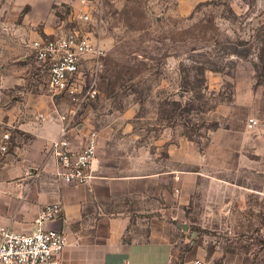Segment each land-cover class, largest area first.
Wrapping results in <instances>:
<instances>
[{"label": "rangeland", "instance_id": "obj_1", "mask_svg": "<svg viewBox=\"0 0 264 264\" xmlns=\"http://www.w3.org/2000/svg\"><path fill=\"white\" fill-rule=\"evenodd\" d=\"M90 1L54 9L59 33L87 10L80 26L105 52L97 72L85 70L96 94L72 124L98 132L109 173L155 169L171 182L173 169L199 172L188 199L173 198L181 252L199 247L206 264H264V134L246 129L249 116L264 117V0ZM9 3L0 0V68L13 62L1 54L10 41L27 50L2 30ZM19 60L17 89L66 102L32 55ZM6 129L0 123V145Z\"/></svg>", "mask_w": 264, "mask_h": 264}, {"label": "crops", "instance_id": "obj_2", "mask_svg": "<svg viewBox=\"0 0 264 264\" xmlns=\"http://www.w3.org/2000/svg\"><path fill=\"white\" fill-rule=\"evenodd\" d=\"M63 3L77 4V0H10L2 23L8 41L18 36L27 50H15L10 41L12 49L1 53L13 62L0 68V101L5 102L7 94L6 107L0 105V123L11 133L8 150L0 152V226L29 231L43 205L60 201L63 212L49 226L67 237L61 264H194L195 259H201V250L192 246L181 252L170 217L176 218L174 195L180 203L186 201L197 184L198 171L173 169L170 174L178 178L171 182L155 169L109 173L112 165L102 163L97 155L100 136L95 130L97 150L87 182L70 184L57 176L51 141L58 137L61 127L55 118L57 112L66 111L68 101L17 89L25 83L17 62L29 54L33 57L32 40L59 34L54 9ZM10 87L17 92L5 93ZM92 130L71 123L67 132L71 147L80 149ZM174 159L191 161L187 156Z\"/></svg>", "mask_w": 264, "mask_h": 264}, {"label": "built area", "instance_id": "obj_3", "mask_svg": "<svg viewBox=\"0 0 264 264\" xmlns=\"http://www.w3.org/2000/svg\"><path fill=\"white\" fill-rule=\"evenodd\" d=\"M88 5L90 0H81ZM75 19V18H74ZM65 31L53 36H40L30 42L34 61L45 68L47 84L53 96L68 101V108L55 117L60 122V131L51 141L55 157L56 174L70 184H84L91 177V165L97 150V132H89L80 149L71 147L67 132L72 120L86 104L95 97L93 82H86L85 70L97 72L104 56V48L93 40L79 22H88L90 13L86 10ZM38 117L44 118L42 114ZM246 129L253 134H264V117L251 115ZM10 132L3 134L0 152L7 151ZM175 178H178L176 175ZM63 212L60 201L42 206L34 226L29 231H17L0 226V264H61V254L67 245V237L61 231L49 226ZM194 264H205L195 259Z\"/></svg>", "mask_w": 264, "mask_h": 264}, {"label": "water", "instance_id": "obj_4", "mask_svg": "<svg viewBox=\"0 0 264 264\" xmlns=\"http://www.w3.org/2000/svg\"><path fill=\"white\" fill-rule=\"evenodd\" d=\"M54 228V227H53ZM57 230V229H56ZM59 231V230H58Z\"/></svg>", "mask_w": 264, "mask_h": 264}]
</instances>
